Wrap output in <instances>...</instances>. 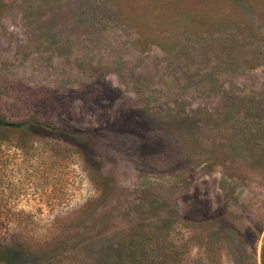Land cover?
<instances>
[{"label":"rangeland","instance_id":"rangeland-1","mask_svg":"<svg viewBox=\"0 0 264 264\" xmlns=\"http://www.w3.org/2000/svg\"><path fill=\"white\" fill-rule=\"evenodd\" d=\"M0 264H263L264 0H0Z\"/></svg>","mask_w":264,"mask_h":264},{"label":"trees","instance_id":"trees-1","mask_svg":"<svg viewBox=\"0 0 264 264\" xmlns=\"http://www.w3.org/2000/svg\"><path fill=\"white\" fill-rule=\"evenodd\" d=\"M28 124L32 125H40L41 122L37 121L36 119H26L23 121H19L16 123H7L3 118H0V126H16V127H25ZM3 131V129L0 127V133ZM2 134V133H1ZM263 264H264V243H263Z\"/></svg>","mask_w":264,"mask_h":264}]
</instances>
